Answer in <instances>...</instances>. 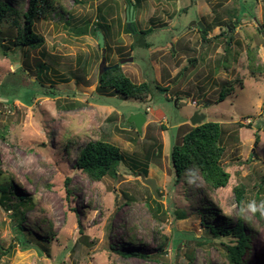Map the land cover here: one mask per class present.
Segmentation results:
<instances>
[{"label": "rangeland", "instance_id": "rangeland-1", "mask_svg": "<svg viewBox=\"0 0 264 264\" xmlns=\"http://www.w3.org/2000/svg\"><path fill=\"white\" fill-rule=\"evenodd\" d=\"M54 2L55 12L36 19L38 48L15 45L16 26H3L0 186L16 187H0V264H229L227 245L237 239L211 227L239 219L250 236L242 264H264V71L251 73L247 54L255 47L264 65V0H132V32L128 0ZM122 60L134 82L151 84L148 98L99 86L101 69ZM223 87L232 90L219 102ZM198 109L223 129L231 178L213 191L199 173L178 180L171 162ZM139 111L148 120L137 132L128 118ZM97 139L121 148L131 174L97 181L76 167L79 148ZM142 172L156 179L161 199ZM237 185L245 187L242 210ZM20 211L26 238L13 226Z\"/></svg>", "mask_w": 264, "mask_h": 264}, {"label": "trees", "instance_id": "trees-1", "mask_svg": "<svg viewBox=\"0 0 264 264\" xmlns=\"http://www.w3.org/2000/svg\"><path fill=\"white\" fill-rule=\"evenodd\" d=\"M130 5L133 6L132 0H128ZM58 4L54 0H29V6L24 12L16 9L11 3L4 0H0V48L3 45V26L7 23H12L16 26L17 35L14 44L20 47L38 48L44 42V39L35 32L34 26L38 17L44 16L47 13H52L57 10ZM128 7V8H129ZM99 27V26H98ZM100 29L97 28L95 32ZM128 32H132L127 28ZM136 31V29H134ZM209 35V31L203 33V38ZM1 50V49H0ZM248 61L251 73L254 75L258 72L264 71V65L259 56L258 49L255 47H248ZM123 61L117 63V65H105L98 77V83L101 88H110L115 91L116 94H120L125 98L146 99L151 95L152 87L147 81L134 82L123 70ZM35 84V81L30 83ZM27 89V87H23ZM229 87H223L220 92L218 101H223L230 94ZM134 128L136 126L132 123ZM188 124V123H185ZM185 124L180 125L181 127ZM179 126V127H180ZM139 132V131H137ZM5 138V133L1 134ZM223 129L220 122L217 121H205L204 123L191 126L184 133L180 142H174L171 150V162L172 167L178 180H181L183 176H192L199 173L202 180L208 190L213 191L218 188L226 187L230 181L231 173L226 170L222 164V159L226 152V147L222 143ZM258 142V139L256 140ZM124 156L121 148L104 139L90 140L84 146L79 148L78 158L76 161V167L80 169L92 180H102L105 176L110 175L117 177L118 174H131L124 167ZM142 171L147 173L146 168H142ZM3 175L0 169V177ZM69 180V179H68ZM11 189L7 185H1V189L11 191L14 193L15 181L12 180ZM69 183V181H67ZM70 192V189L68 188ZM237 204L239 209L244 207L245 199V187L243 185H237L235 187ZM158 202V201H156ZM13 215L15 217V223L13 224L14 230L17 231L20 236L26 238L25 228L22 225L24 219L23 211H20ZM179 214V218H184L183 213ZM215 216L214 213L209 214V219ZM214 234L217 236H229L232 235L236 238L231 244L227 245L229 264H242V257L246 250L250 247V236L245 231L244 223L242 219L233 227H215L212 226ZM184 236L190 239L189 234ZM22 237V238H23ZM23 238L22 242L25 243L26 239ZM130 240H135L131 238ZM168 240V237L165 239ZM165 240L159 247L163 249L165 246ZM113 248V246H112ZM7 250L6 252H8ZM5 252V253H6ZM124 253V252H123ZM126 255L133 254L142 257H148L147 254L139 252H125Z\"/></svg>", "mask_w": 264, "mask_h": 264}, {"label": "water", "instance_id": "water-1", "mask_svg": "<svg viewBox=\"0 0 264 264\" xmlns=\"http://www.w3.org/2000/svg\"><path fill=\"white\" fill-rule=\"evenodd\" d=\"M127 20H128V28L132 31H134V24H133V18H134V8L133 6L129 7L127 9ZM198 19V18H197ZM199 25L202 26L203 28V33L206 32L205 30V26L203 23L199 22ZM97 37H98V43L101 45L102 48H105V36L104 33L102 32V30H98L97 31ZM117 65V64H114ZM207 119V115L206 113L202 112L201 110H196L193 115L190 118V123L192 126H197L200 125L202 123H204ZM148 117H147V113L145 111H139L136 113H133L130 115V117L128 118V121L130 123H134L136 126V129L138 131H142L143 130V126L145 125V123L147 122ZM257 125H263L264 126V119H259L257 121ZM139 176L141 177L143 183L147 186H149L152 190V192L154 193V196L158 199H161V195L159 194L158 191V184L155 178L147 176L145 173H139Z\"/></svg>", "mask_w": 264, "mask_h": 264}, {"label": "crops", "instance_id": "crops-1", "mask_svg": "<svg viewBox=\"0 0 264 264\" xmlns=\"http://www.w3.org/2000/svg\"><path fill=\"white\" fill-rule=\"evenodd\" d=\"M171 72H173L174 75H177L178 71L173 70ZM185 123H188V121L178 122L176 125L179 127L180 125L185 124Z\"/></svg>", "mask_w": 264, "mask_h": 264}, {"label": "clouds", "instance_id": "clouds-1", "mask_svg": "<svg viewBox=\"0 0 264 264\" xmlns=\"http://www.w3.org/2000/svg\"><path fill=\"white\" fill-rule=\"evenodd\" d=\"M149 108V107H148ZM148 110H150V109H148Z\"/></svg>", "mask_w": 264, "mask_h": 264}, {"label": "built area", "instance_id": "built-area-1", "mask_svg": "<svg viewBox=\"0 0 264 264\" xmlns=\"http://www.w3.org/2000/svg\"><path fill=\"white\" fill-rule=\"evenodd\" d=\"M148 109H150V108H148Z\"/></svg>", "mask_w": 264, "mask_h": 264}]
</instances>
